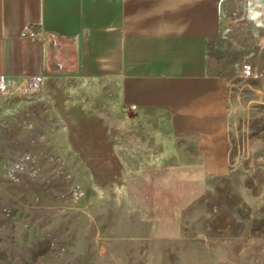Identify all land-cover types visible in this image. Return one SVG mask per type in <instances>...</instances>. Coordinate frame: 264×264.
Instances as JSON below:
<instances>
[{
	"label": "rangeland",
	"instance_id": "rangeland-1",
	"mask_svg": "<svg viewBox=\"0 0 264 264\" xmlns=\"http://www.w3.org/2000/svg\"><path fill=\"white\" fill-rule=\"evenodd\" d=\"M213 52L230 81L231 167L170 223L144 125L121 124L67 71L0 84V264H264V21ZM142 132V133H141ZM149 147V148H148Z\"/></svg>",
	"mask_w": 264,
	"mask_h": 264
},
{
	"label": "crops",
	"instance_id": "crops-1",
	"mask_svg": "<svg viewBox=\"0 0 264 264\" xmlns=\"http://www.w3.org/2000/svg\"><path fill=\"white\" fill-rule=\"evenodd\" d=\"M263 21L264 0H0V84L76 73L97 107L147 126L135 138L157 158L136 171L151 173L170 219L151 234L175 239L179 211L231 167L230 81L212 54Z\"/></svg>",
	"mask_w": 264,
	"mask_h": 264
},
{
	"label": "built area",
	"instance_id": "built-area-1",
	"mask_svg": "<svg viewBox=\"0 0 264 264\" xmlns=\"http://www.w3.org/2000/svg\"><path fill=\"white\" fill-rule=\"evenodd\" d=\"M241 73L244 75V76H248V75H251V76H254V77H259V76H262L264 73H258V72H253V73H245L244 70L241 71Z\"/></svg>",
	"mask_w": 264,
	"mask_h": 264
}]
</instances>
